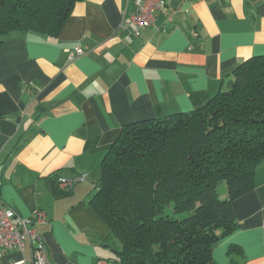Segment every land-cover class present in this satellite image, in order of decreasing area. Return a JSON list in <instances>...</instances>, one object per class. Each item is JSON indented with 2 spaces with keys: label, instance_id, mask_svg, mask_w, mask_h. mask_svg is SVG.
Segmentation results:
<instances>
[{
  "label": "crops",
  "instance_id": "1",
  "mask_svg": "<svg viewBox=\"0 0 264 264\" xmlns=\"http://www.w3.org/2000/svg\"><path fill=\"white\" fill-rule=\"evenodd\" d=\"M134 0H79L57 36L11 32L0 50V200L38 210L52 264H115L111 230L90 205L101 163L126 125L203 108L245 60L264 55V0H169L136 34ZM76 47L86 51L70 61ZM59 179L75 181L68 194ZM64 191V190H63ZM240 228L209 264H264V163L234 204ZM33 248L0 247V264Z\"/></svg>",
  "mask_w": 264,
  "mask_h": 264
},
{
  "label": "trees",
  "instance_id": "2",
  "mask_svg": "<svg viewBox=\"0 0 264 264\" xmlns=\"http://www.w3.org/2000/svg\"><path fill=\"white\" fill-rule=\"evenodd\" d=\"M78 1L0 0V50L11 32L57 36ZM263 163L264 55L243 61L203 108L123 127L89 202L111 230L113 262L209 264L240 228L233 204ZM228 255L244 259L237 245Z\"/></svg>",
  "mask_w": 264,
  "mask_h": 264
},
{
  "label": "built area",
  "instance_id": "3",
  "mask_svg": "<svg viewBox=\"0 0 264 264\" xmlns=\"http://www.w3.org/2000/svg\"><path fill=\"white\" fill-rule=\"evenodd\" d=\"M169 0H134L135 10L125 21L136 26V34L139 35L142 28L154 24L157 13L164 11ZM86 51L76 47L69 52V60L83 56ZM63 190L71 191L75 181L59 179ZM48 222L47 215L43 211H36L29 218L21 217L14 209L0 200V247L8 250H23L27 243L33 248V264H52L47 245L38 231V226ZM20 264V263H14Z\"/></svg>",
  "mask_w": 264,
  "mask_h": 264
},
{
  "label": "rangeland",
  "instance_id": "4",
  "mask_svg": "<svg viewBox=\"0 0 264 264\" xmlns=\"http://www.w3.org/2000/svg\"><path fill=\"white\" fill-rule=\"evenodd\" d=\"M219 193H220L222 198L226 197V195H227V185L225 183L221 184V186L219 187Z\"/></svg>",
  "mask_w": 264,
  "mask_h": 264
}]
</instances>
